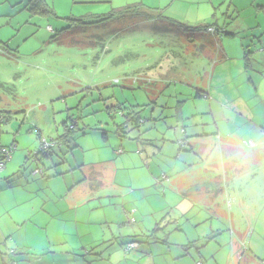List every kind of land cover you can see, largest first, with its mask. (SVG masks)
Listing matches in <instances>:
<instances>
[{
	"label": "rangeland",
	"instance_id": "obj_1",
	"mask_svg": "<svg viewBox=\"0 0 264 264\" xmlns=\"http://www.w3.org/2000/svg\"><path fill=\"white\" fill-rule=\"evenodd\" d=\"M28 1L0 0V114L7 116L0 124V146L14 145L0 173V215L14 203L5 217L20 224L14 242L22 245V255L13 260L24 264L25 254L44 255L56 240L47 243L45 230L63 236L60 231L86 225L65 221L67 215L80 219L93 212L94 221L117 224L135 211L137 224L127 227L149 236L156 230L155 237H167L170 251L181 252L168 264L191 259L264 264V163L259 160L264 146L257 132L249 134L264 121V13L256 9L264 0H234L240 8L229 11L231 0H45L51 9L47 15L33 14ZM138 2L212 31L186 37L163 22L114 18L93 23ZM246 51L254 72L263 77L250 75L255 86L247 83L250 87L239 92L243 100L232 111L245 113L215 112L216 119L225 117L231 129H240L227 144L229 153L239 149L242 177L234 181L228 172L221 174L226 180L213 181V174L204 172L208 161L182 166L190 133L185 122L170 125V116L178 103L183 115L207 109L195 94L214 87L218 72L225 83L219 97L235 98L241 65L231 59L219 70L213 66ZM127 113L137 114L138 123L127 122L122 116ZM63 123L73 127L70 143L57 142L50 156L35 162L42 139L57 140ZM245 140L257 147L244 145ZM231 165L233 172L235 162ZM173 167L178 174L169 171ZM37 169L43 175L35 174ZM196 176L206 184H194L184 196ZM182 229L209 236L184 252L185 235L177 232Z\"/></svg>",
	"mask_w": 264,
	"mask_h": 264
},
{
	"label": "crops",
	"instance_id": "obj_2",
	"mask_svg": "<svg viewBox=\"0 0 264 264\" xmlns=\"http://www.w3.org/2000/svg\"><path fill=\"white\" fill-rule=\"evenodd\" d=\"M137 4H140L145 10H148L149 12H155L158 14L160 13L159 12L160 9H157V7L150 8L144 5L142 2H138ZM160 4L161 3L158 2L157 6H160ZM229 4L230 6L227 7L228 11L231 9L237 10L240 8L237 5V3H235L234 0H231ZM120 8H124V7H120ZM256 9L264 13V6H258L256 7ZM162 16L170 20H173L175 22L181 23L183 25H185L186 23L180 17L170 18L164 15ZM145 21H156L157 23L160 22L157 19H151ZM161 22L167 23L166 20H161ZM168 26L170 27V25ZM186 26L191 28L197 27L196 25H191L189 23ZM206 27L205 26L203 27L204 28L203 32L208 31V30L205 31ZM47 31L52 32V29L49 26H47ZM194 34L195 33L186 34L185 36L194 37L195 36ZM224 35L230 38L234 36L233 34L230 33H225ZM243 51H245V49H243ZM247 52L248 51H246L241 58L224 57L218 63H215L213 66V69L216 68L217 70H219V68L222 65L226 64L231 59H234L236 63L241 65V67L239 68L241 79L239 83L235 85L237 91V96L235 98L227 99L224 97H219L218 93H220L224 89L225 83L223 81L221 74L218 72L216 74L214 87H212L210 84V86H205L206 93L197 92L195 94L197 98L200 97V99H202V100H198V103H203L204 105H206L207 109L206 108L203 110L193 109L189 114L183 115L182 114L183 105L182 103H178L177 107L175 108V114L170 116V120H171L170 125H172L174 121L177 124L185 122L186 129L190 133V137H188L189 149L181 155V157L184 160L182 166L184 167L189 166L190 168H192L193 166L201 165L205 161H208L210 163L204 164V172L213 174V176L210 179L213 181L215 180L221 181V179L226 180V176L223 175V177H221V174L226 175L228 172L229 173L231 172V177L233 178L232 180L234 181L237 179L239 180L242 177V173H240V171L243 169V166L241 165L239 149L238 148L231 149L233 153L232 152L229 153V149H228L229 145L227 144L228 142H232L235 139L237 133L240 132V129L239 128L231 129L229 127L230 122L225 117L216 119L215 112H219L220 114L223 115V112L227 111L232 115H236L239 117H242V115L245 113L244 109L240 110V114H236L232 111V109L233 110L235 109L236 103H239L240 101L243 100L239 92L247 90V87H250L247 86V83H250L252 86H255V84L251 81L250 75H257V76L261 75L260 77H263L262 73L258 74L254 72L253 59L251 58V53H247ZM145 83L151 84V81L145 80ZM262 88L264 91V85L262 86ZM216 90H218L217 93ZM221 100H223L224 103H228L231 106V109L225 110L219 103L222 102ZM200 105L201 104H199L198 106ZM215 106H218V108H215ZM135 118L136 119L133 120V122L138 123L137 114ZM222 125L226 126L227 131L226 128ZM182 126L183 128H185L183 124ZM256 127L257 129L250 128L249 134L253 135V132H257L258 140L261 141L259 144L263 147L264 121L259 120L257 122ZM165 137H172V136L170 134L167 136L165 135ZM248 142L253 143L252 149L257 147L256 143L253 142L252 140H248V141L245 140L243 143L244 145L247 146ZM237 144L238 142L236 141L235 144H232V146L236 147ZM177 157L179 158L180 155ZM245 158L246 156L242 157V159ZM259 160L262 161V163H264V156H260ZM228 162H231L233 166L235 162V166H234L235 169L233 170V172H232V165L231 163ZM228 165L231 166V168L229 169L230 171H228ZM176 169L177 167H173L169 171L178 174V171ZM190 173H197V172L190 171ZM194 182L195 183L189 182L188 186H186L187 194H184V196H187L188 194L192 193L191 189L194 186V184L197 185L206 184L204 181L200 180L198 176L194 177ZM13 207H14V203L9 209L4 211L0 215L1 264H10V262L6 263L7 262L6 254L9 250H11L12 260L14 257H18V255H22V253H20L21 250H19V248H21L22 245L19 244L18 242H14V236L18 233L20 229V224L15 222L9 216L5 217V214L11 211ZM92 213L89 214L87 217L80 219L77 218L76 215H74L72 218H70L67 215L66 218L64 219L65 221H74L75 223H77L79 221L84 220V223L86 225H82L79 228V223H77L78 228L76 230L60 231L62 232L63 236H59L56 232H48L45 230L44 237L47 240V243L49 242L48 240L51 237H56V240L48 244L47 251L45 252L44 255H41L40 257H37L36 253L30 251V249L27 248L26 251L33 253L32 255L25 254L24 257H26L28 261L25 262L24 264H168L169 262H173L178 258L182 257L181 252L179 250L176 252L170 251L169 247L171 244L168 242L167 237H165L163 240H160L159 238L155 237L156 230H154L152 235L149 236L140 232L141 229L137 227L134 228L127 227L126 224H135V225L137 224V219L134 218L135 211L126 212L125 215L127 218L126 223L118 220L116 221L118 222L117 224L114 223L115 221L112 222L109 219L94 221L92 219ZM130 216L134 219V222L128 221V217ZM177 220H179V218H177ZM177 232L179 233V235H181V233L185 235V240L183 241L185 245L181 246L184 252H186V250L190 247L192 242H195L196 240H201L203 238H206V236H209V233H206L205 235L204 233H202L199 235V233L196 234L189 233L184 229ZM9 236L12 239V240L10 239L11 242L6 241L7 238H10ZM71 238L73 239L70 240ZM130 242H134L136 244V247L133 251L126 252L124 246ZM154 245H161L162 248L159 247L153 248ZM164 247L166 248V254L164 252L165 250ZM14 251L16 252L15 254ZM165 255H167V258H165ZM33 257H35L34 258L35 263L32 260H30L33 259ZM19 260L21 262L25 261L23 260V258H20ZM192 262H194L193 259H191L189 264H192ZM194 264H198V262L196 263L194 262Z\"/></svg>",
	"mask_w": 264,
	"mask_h": 264
},
{
	"label": "trees",
	"instance_id": "obj_3",
	"mask_svg": "<svg viewBox=\"0 0 264 264\" xmlns=\"http://www.w3.org/2000/svg\"><path fill=\"white\" fill-rule=\"evenodd\" d=\"M29 4L31 6L30 11L33 14H38V15H46L50 12L49 8L47 7V5L45 4V2L43 0H29ZM111 14H109L108 16H102L99 18H96L95 22L93 23H102L105 22L107 20H113L114 18L116 19H134V20H151V19H157L158 21L161 22V20H166L167 23H170L168 25H170V28L175 29L176 31L186 35V34H192V33H199V32H203L204 28L203 27H195V28H191L188 27L186 25H183L181 23L175 22L173 20H170L168 18L163 17L160 13H155V12H149L148 10H145L140 4H133V5H129L126 6L124 8H119L116 10H112L110 12ZM84 24V23H83ZM86 25V24H84ZM207 27L205 29V31L208 30ZM120 110H122L120 108ZM2 114H0V124L3 123L6 119L7 116H1ZM134 113H127V114H122V116L126 119L127 122L133 121L136 118V115L133 117ZM63 127H64V132L62 133L61 136H59L57 138V140H52L51 142H47L49 149H47V151L49 152H45V151H38L34 154L33 156V160L35 162H37L38 160H40L41 158L44 157H48L52 154V149L53 146L57 144V142H61L64 143L65 145H68L70 143V141L73 138V127L72 128H68L66 127V123H63ZM37 139L40 140L41 139V135L38 133L37 134ZM45 140V139H44ZM9 147V146H7ZM7 147H2L1 148H7ZM7 162H5L4 165V169L6 167ZM42 175H43V170H42ZM10 238H7L6 241H9ZM8 251V250H7ZM16 252L14 251V254ZM7 257H8V262L10 263H14V264H18L16 263L14 260L11 259V250H9L7 252Z\"/></svg>",
	"mask_w": 264,
	"mask_h": 264
},
{
	"label": "built area",
	"instance_id": "obj_4",
	"mask_svg": "<svg viewBox=\"0 0 264 264\" xmlns=\"http://www.w3.org/2000/svg\"><path fill=\"white\" fill-rule=\"evenodd\" d=\"M209 31H212V29H209ZM178 144L181 148L183 147V142L180 141ZM47 149H49L47 141L42 139V146H41L39 152L40 151L49 152V151H47ZM13 151H14V145H11L7 148H1L0 149V173L4 169L5 162H8L10 160ZM34 173L42 175V170L37 169L34 171ZM128 221L134 222V219L130 216V217H128ZM135 247H136V244L134 242H130L124 246V249L126 252H131L135 249ZM10 264H14V263H10Z\"/></svg>",
	"mask_w": 264,
	"mask_h": 264
},
{
	"label": "bare ground",
	"instance_id": "obj_5",
	"mask_svg": "<svg viewBox=\"0 0 264 264\" xmlns=\"http://www.w3.org/2000/svg\"><path fill=\"white\" fill-rule=\"evenodd\" d=\"M250 145H253V144H252V143H250ZM3 170H4V169H3ZM3 170H2V171H3Z\"/></svg>",
	"mask_w": 264,
	"mask_h": 264
}]
</instances>
